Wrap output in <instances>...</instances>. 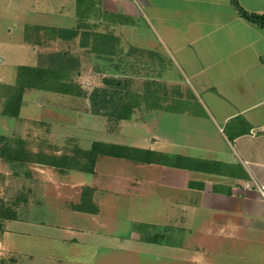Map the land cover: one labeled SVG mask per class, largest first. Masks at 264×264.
Returning a JSON list of instances; mask_svg holds the SVG:
<instances>
[{
  "label": "rangeland",
  "instance_id": "1",
  "mask_svg": "<svg viewBox=\"0 0 264 264\" xmlns=\"http://www.w3.org/2000/svg\"><path fill=\"white\" fill-rule=\"evenodd\" d=\"M85 1L93 10L80 17L81 0H0V264H90L93 237L87 244H74L75 234L90 229L93 221L76 210L81 205L98 209L97 219L122 238L144 227L155 237L160 232L158 240L173 243L172 238H178L177 227L182 223L178 207L162 201L175 193L161 182L159 172L165 169L106 157L92 161L93 142L149 149L155 139L163 141L156 149L169 157L202 161L212 157L214 141L213 136L206 138L209 128L203 123L201 100L166 56L142 50L141 21L127 27L129 22L122 18L120 22L99 16L100 0ZM35 27L74 29L77 36L69 42L50 41L47 33L36 37ZM26 32L30 44L25 42ZM97 34L111 38L104 43L110 56L91 54ZM35 41L39 45L30 46ZM57 51L77 59L71 80L85 96L27 91L17 117H4L5 101L17 92L16 69L35 67ZM105 77L119 80L127 100L136 105L129 122L117 123L89 112L87 97L102 87ZM154 103L156 109H147ZM3 149L40 158L55 156L63 167L12 162ZM175 174L172 177L178 179L180 174ZM84 196H88L85 202L81 201ZM6 216L14 217L6 220ZM131 223H139L141 229ZM166 225L171 231L162 238ZM6 229L8 235L3 236ZM15 232L22 236H14ZM107 238L98 241L106 244ZM4 242L26 254L10 253Z\"/></svg>",
  "mask_w": 264,
  "mask_h": 264
},
{
  "label": "crops",
  "instance_id": "2",
  "mask_svg": "<svg viewBox=\"0 0 264 264\" xmlns=\"http://www.w3.org/2000/svg\"><path fill=\"white\" fill-rule=\"evenodd\" d=\"M236 2L247 14H264V0ZM97 8L99 16H119L127 27L141 21L142 50L166 56L201 100L206 138L214 141L212 157L204 160L221 167L219 174H203L159 166L168 174L159 172L161 182L175 189L162 201H172L182 221L173 243L147 227L122 238L107 231L98 212L85 214L92 226L76 233L74 244L93 237L90 264H264V202L244 187L264 185V26L245 19L232 0H100ZM151 140L145 150L166 155L156 149L163 141ZM161 231L164 238L171 229ZM105 236L106 244L98 241Z\"/></svg>",
  "mask_w": 264,
  "mask_h": 264
},
{
  "label": "trees",
  "instance_id": "3",
  "mask_svg": "<svg viewBox=\"0 0 264 264\" xmlns=\"http://www.w3.org/2000/svg\"><path fill=\"white\" fill-rule=\"evenodd\" d=\"M83 11L80 17L90 8L87 1L81 0ZM240 14L248 21L264 26V14L253 15L243 12L237 5L236 0H232ZM78 6V4H77ZM93 10V9H92ZM109 19H118L121 17L112 14H104L102 17ZM123 19V18H122ZM121 22V21H120ZM35 36H41L43 33L51 35L50 41L59 40L61 42H69L76 36V30H62V29H46V28H32ZM28 30V29H27ZM26 30V31H27ZM37 34V35H36ZM97 36V37H96ZM95 49L92 51L100 56H110V50L104 49L106 40H110L107 36L97 34L95 35ZM25 42L30 44L28 40V32L25 33ZM34 45H39V41H35ZM83 46V43H80ZM83 48V47H81ZM43 61L35 67H19L16 69L14 87L17 89L16 94L6 100L2 110L4 117L15 118L18 115L19 106L21 103L22 95L27 91H43L49 93H56L60 95L83 97L80 88L77 87L71 80V75L78 66L77 59L73 58L70 53L66 51H57L43 57ZM102 87L94 88L88 95L89 112L95 116L106 117L108 120H114L117 123L129 122L135 112L136 105H132L128 98V93L124 92V86L119 80L115 78L105 77L102 79ZM124 90V91H123ZM146 98V97H145ZM140 102V101H139ZM138 102V103H139ZM148 106V104H146ZM147 109L154 110L156 107ZM6 159L12 162L33 164L39 166H48L52 168H62L61 159L55 156H41L40 158L35 155L26 154L21 151L5 150ZM89 155L92 161L98 157H106L111 159L123 160L139 165H156L161 167L198 172L203 174H219L221 165L215 162L192 160L183 156L169 157L165 154L158 153L152 150H145L136 147L124 146L119 144H107L100 142H93L90 146ZM89 193V192H88ZM88 196L81 198L85 202ZM93 205V204H92ZM78 212L94 215L97 209L93 206L89 208H76ZM14 216H6L5 219H13Z\"/></svg>",
  "mask_w": 264,
  "mask_h": 264
},
{
  "label": "built area",
  "instance_id": "4",
  "mask_svg": "<svg viewBox=\"0 0 264 264\" xmlns=\"http://www.w3.org/2000/svg\"><path fill=\"white\" fill-rule=\"evenodd\" d=\"M245 189L255 191L261 200L264 202V185L258 184L254 181L245 184Z\"/></svg>",
  "mask_w": 264,
  "mask_h": 264
}]
</instances>
